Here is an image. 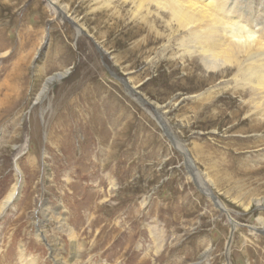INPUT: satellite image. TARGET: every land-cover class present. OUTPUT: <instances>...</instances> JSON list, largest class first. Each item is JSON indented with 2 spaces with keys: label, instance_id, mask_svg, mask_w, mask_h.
<instances>
[{
  "label": "rangeland",
  "instance_id": "obj_1",
  "mask_svg": "<svg viewBox=\"0 0 264 264\" xmlns=\"http://www.w3.org/2000/svg\"><path fill=\"white\" fill-rule=\"evenodd\" d=\"M137 3L0 0L1 264H264L261 135Z\"/></svg>",
  "mask_w": 264,
  "mask_h": 264
},
{
  "label": "bare ground",
  "instance_id": "obj_2",
  "mask_svg": "<svg viewBox=\"0 0 264 264\" xmlns=\"http://www.w3.org/2000/svg\"><path fill=\"white\" fill-rule=\"evenodd\" d=\"M104 1L106 5L110 2ZM132 1H138V10L146 11L143 20L147 24V36L159 35L153 26L161 19L171 35H180L178 48L182 53L189 60L198 58L210 81L221 79V86L214 92L222 89L239 95L240 106L232 118L245 114L250 128L261 135L259 145L264 146V0ZM151 6L154 11L150 10ZM151 15L156 16L153 21ZM76 30H80L77 25ZM121 82L131 89L125 80ZM188 167L194 168L191 164ZM17 195L15 188L8 193L0 204V214ZM254 202L258 207L264 205V197ZM259 220L264 227V218ZM3 260L0 255V264Z\"/></svg>",
  "mask_w": 264,
  "mask_h": 264
},
{
  "label": "water",
  "instance_id": "obj_3",
  "mask_svg": "<svg viewBox=\"0 0 264 264\" xmlns=\"http://www.w3.org/2000/svg\"><path fill=\"white\" fill-rule=\"evenodd\" d=\"M173 138L172 137H170V140H172ZM211 196V198L213 199L214 197L212 196V195H210Z\"/></svg>",
  "mask_w": 264,
  "mask_h": 264
}]
</instances>
